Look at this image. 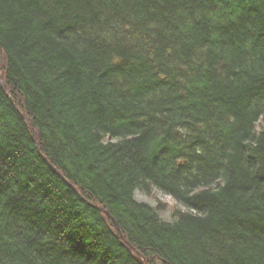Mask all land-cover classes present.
Listing matches in <instances>:
<instances>
[{
  "label": "trees",
  "instance_id": "obj_1",
  "mask_svg": "<svg viewBox=\"0 0 264 264\" xmlns=\"http://www.w3.org/2000/svg\"><path fill=\"white\" fill-rule=\"evenodd\" d=\"M0 47V264H264V0H0Z\"/></svg>",
  "mask_w": 264,
  "mask_h": 264
},
{
  "label": "rangeland",
  "instance_id": "obj_2",
  "mask_svg": "<svg viewBox=\"0 0 264 264\" xmlns=\"http://www.w3.org/2000/svg\"><path fill=\"white\" fill-rule=\"evenodd\" d=\"M135 199L139 202H144L147 203L149 205H151L153 208H155L159 214V216L161 217V219L165 220V221H171V212L170 210L172 209V207H174L175 205H177V203L174 201L173 198H171V196L164 194L163 192L157 190V192L154 194V196H148L143 194L140 191H137L135 193ZM161 201L163 204H166L167 207H164L162 209H159V202Z\"/></svg>",
  "mask_w": 264,
  "mask_h": 264
},
{
  "label": "water",
  "instance_id": "obj_3",
  "mask_svg": "<svg viewBox=\"0 0 264 264\" xmlns=\"http://www.w3.org/2000/svg\"><path fill=\"white\" fill-rule=\"evenodd\" d=\"M0 62H3V51H2V48L0 47ZM1 70V69H0ZM0 83H2V84H4L3 83V81H2V79H1V77H0ZM15 106V105H14ZM15 108L19 111V109L15 106ZM20 112V111H19ZM22 115V117H23V119L26 121V122H28L29 124H30V126H31V128H32V132H33V134L35 135L36 133H37V130H36V125L34 124V121L30 118V117H28V116H25V115H23V114H21ZM38 136H39V138L41 137V134L40 133H38ZM38 147H39V144H38ZM49 163V162H48ZM50 164V166L56 171V173L71 187V188H73L76 192H77V194L80 196V197H82V195L80 194V192L78 191V189L74 186V185H72L70 182H68V180L62 175V173L58 170V169H56L51 163H49ZM90 206H92V207H94V208H96V209H98L100 212H102V213H104L106 216H108V217H111V215H110V213L107 211V210H105V209H103V208H100L99 206H96V205H93V204H91V203H89L88 201H86ZM120 231V230H119ZM119 238L122 240V241H124L128 246H129V249H130V251L133 253H137V257H138V259L140 260V262H141V264H148V262L146 261V259L145 258H143V255L141 254V253H139V252H137L136 251V249L134 248V247H132L129 243H128V241L125 239V237L121 234V232H120V236H119Z\"/></svg>",
  "mask_w": 264,
  "mask_h": 264
}]
</instances>
